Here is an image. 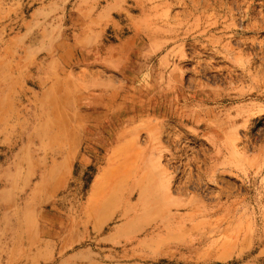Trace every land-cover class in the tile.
Wrapping results in <instances>:
<instances>
[{"label":"rangeland","instance_id":"1","mask_svg":"<svg viewBox=\"0 0 264 264\" xmlns=\"http://www.w3.org/2000/svg\"><path fill=\"white\" fill-rule=\"evenodd\" d=\"M0 264H264V0H0Z\"/></svg>","mask_w":264,"mask_h":264},{"label":"bare ground","instance_id":"2","mask_svg":"<svg viewBox=\"0 0 264 264\" xmlns=\"http://www.w3.org/2000/svg\"><path fill=\"white\" fill-rule=\"evenodd\" d=\"M133 10V9H132ZM133 12V11H132ZM132 18V17H131ZM128 22V21H127ZM125 29V28H124ZM125 32L126 31H124V34H125ZM129 32V31H128ZM136 32H139V31H136ZM129 34H131V33H129ZM139 34V33H138ZM123 35V34H122ZM133 35V34H132ZM142 37H143V35H142ZM100 108V107H99ZM100 110H101V108H100ZM139 113V112H138ZM73 123V122H72ZM55 126V125H54ZM63 127V126H62ZM64 128V127H63ZM109 142V141H108ZM111 173L109 174V175H107L106 176V174H107V172L105 173V175H104V173H101V174H99V176L96 178V180H95V182H94V184H93V186H92V196L94 195V194H96V192H98V190L100 189V187H101V184H102V182L104 181V179H106L105 177H107V182H108V184H110L111 182H112V180L116 177V175H117V172L118 171H110ZM108 190H109V187H107V189L106 188H102L101 190H99V192L98 193H106V192H108ZM97 193V194H98ZM183 207H185V206H182V208ZM222 208V207H221ZM126 212V211H125ZM218 212V211H217ZM216 212V213H217ZM124 213V212H123ZM178 213V212H177ZM219 213V212H218ZM124 215L125 214H122V215H117L120 219H122L123 217H124ZM212 215V214H211ZM176 216H178V215H176ZM186 217V216H185ZM179 218H180V216H179ZM183 218H184V216H183ZM187 218V217H186ZM185 218V219H186ZM116 219V218H115ZM191 219V218H190ZM202 236V235H201Z\"/></svg>","mask_w":264,"mask_h":264}]
</instances>
